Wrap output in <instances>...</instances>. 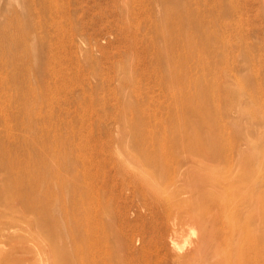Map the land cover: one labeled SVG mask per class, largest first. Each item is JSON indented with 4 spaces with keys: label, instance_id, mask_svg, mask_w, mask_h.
Wrapping results in <instances>:
<instances>
[{
    "label": "rangeland",
    "instance_id": "1",
    "mask_svg": "<svg viewBox=\"0 0 264 264\" xmlns=\"http://www.w3.org/2000/svg\"><path fill=\"white\" fill-rule=\"evenodd\" d=\"M23 1L24 21L28 23L25 117L16 113L22 97L19 87L0 85V98L8 102L7 110L16 113L11 122L15 132L26 126L27 135L49 142L39 151H29L55 171L51 174L58 172L66 177L74 168L72 178L77 185L84 186L85 179L92 185V207L101 213L103 218L98 219L105 221L113 233L112 239L104 237L99 240L101 244H96L106 262L219 264L217 257L220 259L221 253L228 254L234 248L237 232L242 239L246 231L256 237L262 233L264 0H183L191 8L204 10L207 21L217 20L215 33L226 42L225 55L219 49L205 54L209 64L216 55L219 61L214 66L216 86L210 88L208 97V102L214 101L216 106L211 114L204 115L203 123H196L194 117L202 119L206 112L204 100L200 116L181 110L196 103L194 89L186 87L184 96L180 94L178 99L179 93H174L182 86L171 82L169 96L166 95L156 71L158 62L153 63L147 53L151 44L149 20L133 22L136 14L143 11L156 16L161 9L157 2L127 0L128 11H124L122 4L126 0H59L58 15L66 28L57 35L51 23L56 14L40 7V0ZM8 3L16 4V0H0V12ZM178 47L176 56L183 51L181 44ZM41 48L43 53H39ZM196 53L185 61L190 78L202 73ZM35 56L41 60L40 75ZM128 58L131 82L126 80L129 73L122 71ZM2 69L1 77L6 70L13 74L12 66ZM182 85L188 86V81ZM130 99L139 108L122 107ZM180 120L189 127L192 123L203 139H215L216 145L206 143L197 152L185 153L169 142V157L168 150L156 151L155 133L170 134L172 125ZM211 127L214 130L210 133ZM213 149H217L216 153ZM67 150L73 153L74 164L62 157ZM22 152L18 154L28 161L30 154ZM157 156L167 169L163 174L156 166ZM251 157L253 167L247 161ZM24 161L11 162L21 168L26 165ZM252 203L254 210L248 207ZM177 213L189 215L181 232L174 230ZM33 232L27 230L24 234L32 236ZM47 240L45 235L39 238L44 246L40 255L32 252L38 238L29 240V251L15 253L13 261L53 264L46 250ZM5 244L0 246L10 247L9 241Z\"/></svg>",
    "mask_w": 264,
    "mask_h": 264
},
{
    "label": "bare ground",
    "instance_id": "2",
    "mask_svg": "<svg viewBox=\"0 0 264 264\" xmlns=\"http://www.w3.org/2000/svg\"><path fill=\"white\" fill-rule=\"evenodd\" d=\"M151 1L157 2L158 5L161 6V9H157L156 16L152 15L149 11H143L140 14H136L137 16L133 19V22L138 20L140 23L149 20L151 44L149 46L150 48L146 49L148 50L147 53H149L154 60L153 63H155V61L158 62L156 71L166 95L169 96V83L171 82L182 86L174 93L175 96L179 93L178 99H180V94L182 98L186 90L190 87L194 89V93L198 95L196 103H194L193 106L189 105L190 107L186 106L181 108V110L185 109V112L190 113L191 111L196 112L197 116H200L202 110V108H200L202 105L201 102L204 100L206 102V112L201 116L202 119L197 120V118L194 117L196 123H203L204 115L206 113L211 114V111L216 106L214 101L208 102V97L211 90L210 88L216 86L214 66L216 62L219 61L216 55L217 58L215 57L211 65L205 54L208 50L216 51L219 49V51L222 50L221 54L225 55L226 42L223 37L216 34L217 32L215 33L217 20L212 19L207 21L204 10L191 8V5L185 3L183 0ZM127 4V0L125 2L123 1L122 5L126 7L124 11H126V9L128 11ZM39 5L43 9L49 11V13L54 12L56 14L52 17L51 23L55 27L57 35L63 34L66 27L63 26L58 15L61 9L59 0H40ZM6 6L1 8L0 12V69L7 65L12 66L13 74L10 73L11 71L6 70L5 74H3L4 77L0 76V85L8 87L15 85L16 88H20L22 97L19 99L20 105L16 113H21V115L25 117L27 85L24 81V61L28 46L25 29V25L27 27L28 23L24 21L26 6L24 1L21 2V0H16V4L8 3V6ZM129 11H131V9ZM29 18L31 19V17ZM128 18L126 19L129 20ZM128 22L130 23V21ZM128 22H126V24H128ZM34 38L33 35L32 39ZM59 38L60 36L57 37L56 40H59ZM178 44H181L183 51L182 54L176 56L175 50ZM30 47L32 48V46ZM39 51V53H43V48ZM33 52L34 51H32V53ZM195 52H197V61L199 63L198 65H201L202 73L201 75L190 78V76L187 75L185 61L186 58H189ZM36 57L37 56L34 58L37 61L35 67L37 68V73L40 75L42 72L41 60H39V58L36 59ZM129 58L122 65V71L126 72V74L127 72L129 73V75L126 76L127 82L132 81V75H130L131 62ZM90 62H88L89 65L91 64ZM150 71H152V69ZM9 75H11V77ZM26 75L28 76V74ZM186 80L188 81V86L182 85ZM185 84L187 85V82ZM129 86L132 87V84ZM38 100L40 101V99ZM131 100L132 99L125 103L123 102L122 107L133 110L139 108V106ZM34 101L35 99L33 102ZM40 103L41 102H39V105ZM7 104V101H2L0 98V218H5L4 220H0V245L1 243L5 244L7 240L10 243V247L5 249L0 246V264H19L13 261L15 253L25 254L29 251V246H27L26 243L34 238H38L39 242V238L43 235L48 238L46 250L53 258V264H91V262L92 264H111V260H108V262H106V259L104 260L105 254L103 252L101 253L96 246V244L102 243L99 240L101 239L102 241L104 237L112 239L113 233L109 230L108 224L105 221L100 218L98 219V216L103 218L101 213L97 212V209L92 207V199L94 196L92 185L90 183H85L86 179L84 180V186L77 185L74 181L75 179L73 180L72 178V175H74V168L69 169V173L66 174V177H62L58 172H56V174H51V172L55 171L46 166L45 163L43 164V160L38 154L34 152L30 153L29 151L32 150V148L33 150L36 148L39 151L45 145H49V142L42 141L40 137L37 138L35 135H27L26 126L22 131L15 132V127H12L11 122H13L12 119L16 116V113L7 110ZM35 104L37 105V102ZM175 104L176 107H178V104ZM28 107L29 106H27V108ZM250 115L254 118L253 113ZM137 116L138 113L136 118H138ZM124 121H126L125 118L123 119V122ZM138 121L139 120L135 123L139 124ZM167 121H169V116ZM170 130L171 136L164 131L162 134L155 133L154 137L155 150L158 152L161 149L168 150V157L169 142L174 148H177L178 151H183L185 153L197 152V149L206 143L212 144L213 146L216 145L215 139L214 142H212L211 138H208L207 141L205 138L203 139L199 134L200 131L195 130L192 123L189 127V124L186 125L185 121L183 122L180 120L178 123H174ZM213 130L214 127H211L208 132L211 133ZM136 139L137 135L135 134V140ZM217 149H213V151L216 153ZM19 151L30 154L26 158L28 161L25 160V156L21 157L20 154H18ZM62 157L65 158L68 163H72L74 160V155L69 150L65 151ZM157 158L158 163L156 166H158L159 173L163 174L167 169L162 165L164 164L162 158L159 156H157ZM11 161H24L26 165L19 168L13 165ZM247 161L252 167L254 166L255 161L253 158L251 161L248 159ZM262 162H264V160H262ZM88 178L91 179L92 177L88 176ZM70 179H72V181ZM255 184L256 183H254V185ZM262 196H264V194H262ZM205 199L204 197L203 201H205ZM262 200H264V198ZM216 201L219 207L220 204L218 199ZM95 202H98L97 199ZM252 205L253 203L248 206L250 210L255 209ZM262 207L263 206H261V208ZM261 212L263 213V211ZM187 218H189V215H178L177 213L175 216L176 227L174 229L176 232L182 231L183 222L188 220ZM260 225L264 227L263 214L260 217ZM27 230H34L32 236H26V234H24ZM261 232L262 233L256 237L251 236V234L246 231L244 239H242L241 234L237 232L238 237L237 241L236 239L234 240L236 241V244L233 245L234 248L232 250L230 249L228 254L221 253L219 256L220 259L218 257L216 259L217 262L219 264H264V229H262ZM38 242L32 252L36 251V254L40 255L44 246L42 247V243ZM97 259H99V261H97Z\"/></svg>",
    "mask_w": 264,
    "mask_h": 264
}]
</instances>
